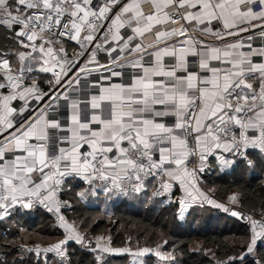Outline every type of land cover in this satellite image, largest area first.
Masks as SVG:
<instances>
[{
    "label": "snow or ice",
    "instance_id": "obj_1",
    "mask_svg": "<svg viewBox=\"0 0 264 264\" xmlns=\"http://www.w3.org/2000/svg\"><path fill=\"white\" fill-rule=\"evenodd\" d=\"M144 2L0 0V29L10 34L13 48L0 51V214L40 204L57 214L65 230L59 242L28 252L64 258L69 241L101 253L130 252L113 248L111 237L86 241L59 215L69 206L58 198L67 177L99 180L119 194L139 192L158 179L157 195L179 188L193 202L215 203L198 187L208 156L232 153L252 167L248 149L264 154V45L253 44L264 39V0H152L147 15ZM170 6L175 13L166 11ZM181 19L195 27L159 32L153 46H132L154 25ZM133 22V35L125 39L121 30ZM73 43L78 51L69 58ZM145 56L151 63L145 64ZM189 56L197 58L194 71ZM165 57L174 62L165 64ZM92 76L90 87L97 91L86 101L69 94L81 77ZM61 101L69 112L65 126L55 118ZM81 103L88 107L81 109ZM50 129L68 133L58 138L68 147L54 156L48 154ZM230 200L239 203V195ZM178 202L183 210L185 200ZM231 214L247 219L252 253L264 238V213ZM155 254L173 259L159 246Z\"/></svg>",
    "mask_w": 264,
    "mask_h": 264
},
{
    "label": "trees",
    "instance_id": "obj_2",
    "mask_svg": "<svg viewBox=\"0 0 264 264\" xmlns=\"http://www.w3.org/2000/svg\"><path fill=\"white\" fill-rule=\"evenodd\" d=\"M12 50L10 34L0 29V51ZM250 157L254 161L252 167L236 160L223 166L212 159V169L202 173L201 179L222 205L238 194V208L257 218L264 213V158L257 153H251ZM64 189L65 198L74 204L71 221L76 219L89 225L90 237L108 233L115 248H125L133 240L131 243L139 247L164 245V251L173 253L174 264H229V258H235L231 264H264V247L253 245V252H247L251 244L248 226L229 218L222 208L200 205L191 207L181 220L176 204L153 196V181L130 199L108 193L97 183L86 186L68 180ZM61 238V231L53 225L48 213L35 208L30 211L12 208L11 217L0 222V264H61L49 254L33 258V253L25 261H20L17 255L20 245L49 247ZM198 241L203 243L202 249L193 250ZM210 246L217 251L216 255L205 254L203 249ZM68 250L70 259L64 264H133L134 256L130 254H102L98 261L93 250L75 245ZM153 259L148 256L142 260L154 264L149 263Z\"/></svg>",
    "mask_w": 264,
    "mask_h": 264
},
{
    "label": "built area",
    "instance_id": "obj_3",
    "mask_svg": "<svg viewBox=\"0 0 264 264\" xmlns=\"http://www.w3.org/2000/svg\"><path fill=\"white\" fill-rule=\"evenodd\" d=\"M143 11L144 13H149L151 12L152 10L147 8V6H144L143 7ZM166 11L169 13V14H172V13H175L176 12V8L175 6H171L169 8L166 9ZM185 12H187V9H184ZM128 18V16L126 15L124 17V19L126 20ZM137 25L135 23H132L130 26H126L125 28H123V30L121 31V34L124 36L125 39H127L128 36H132L133 35V32H132V29L135 28ZM186 26L188 29H192L193 27H195L194 24H188V25H185V22L181 19V20H176L175 23H172V22H168L166 24H163V25H159V26H155L153 27L150 32H148L147 34H145L144 36H142L141 38H136L133 40L132 42V46L134 47L136 43H142L144 46H153V45H156L157 44V40H156V34L159 33V32H162V31H170L172 29H180L181 27H184ZM253 44L254 45H264V39L260 38V37H256L253 41ZM74 51H78V48L77 46L74 45V43L72 44L71 47H68V56L69 58H72L73 56V52ZM152 57L151 56H145L144 57V62L145 64H149L151 63L152 61ZM170 63H173L172 60H167V64H170ZM194 63H193V67L190 68V71H194L196 70V67H194ZM126 72H129L131 73L132 72V69L130 68H127L125 69ZM182 75V73H181ZM95 79V76H92V77H81V80H80V84L77 85V86H74L73 90L70 91V95L73 96L74 98H79L81 101H86L91 94L95 93L97 90L96 89H93L92 87H90V84H91V81ZM127 82V81H126ZM40 87L47 91L48 89V85L47 84H42L40 83ZM79 89V92H77L75 89ZM15 103H19V101L17 102H14ZM60 105H61V108H60V111H59V114L58 115H55V118L58 119L61 123L62 126H65L66 125V117L69 115V112L68 110L65 108V102L64 101H61L60 102ZM88 105L86 103H81L80 104V108L81 109H85L87 108ZM56 112V109L54 108L53 109V114H55ZM93 127H97V126H93ZM68 135L67 132H64V131H59L57 129H50L49 130V137H50V141H49V148H48V154L50 156H54L56 154H58V149L60 147H68L67 144L65 143H61L59 142V137H63V136H66ZM251 153H257L258 155L262 156L264 158V154H261L258 150H254V149H248V158L251 159L250 157V154ZM231 157L236 160V161H239V162H244L247 166L248 163L245 161V159L241 158V157H238V156H234L232 153H231ZM211 160H212V157L211 155L208 156L207 160L205 161V164H204V170L203 172L201 173H198V177H199V186H200V182H201V174L204 173V172H208L212 169V163H211ZM252 160V159H251ZM196 164L197 166H199V161L197 159L196 161ZM192 165H190L191 167ZM38 177H39V174L38 173H34L33 174V179L34 180H37L38 182ZM69 177H67L65 179V182L63 183V185L61 186V190L58 194V198L59 200L62 202V203H66L67 205H69L68 207H62L61 208V212L59 215H63L65 220L72 224V221H71V214L74 212V204L72 203V201H70L69 199L65 198L64 196V193H65V189H64V185L65 183L67 182ZM154 182V191H153V196L157 199H160V200H165L167 203L169 204H176L177 207H178V211L181 213L182 211L185 210V208L182 210L181 209V206L179 204V200L181 199H184L185 200V203H186V199L185 197L183 196H177L176 194V191L173 189L172 192L170 193H165V194H161V195H157V191L159 190L160 188V183H159V180L158 179H155V180H151ZM150 181V182H151ZM95 182H97L98 184H100L104 190H105V187H104V184L102 181H99V180H96ZM149 181H146L142 190L139 191V192H132L131 190H128L127 192H125L124 194H119V193H116V192H109L107 190H105L106 192L108 193H111V194H117L125 199H130L132 196H134L135 194H140L142 193L143 191L146 190V187L147 185L150 183ZM209 197L210 200L214 201L215 202V197L213 195H210L208 194L207 195ZM204 208H213L215 206V203H208L207 201H204L202 202L201 204ZM224 207H222V209H224L226 211V213L229 212V210L231 208H234V207H238L237 206V203H233L231 200L229 201V203H226L223 205ZM33 207L35 209H38L42 212H45V213H48L49 216L51 217L52 221H53V225L59 229L62 233V238L64 239L65 238V230L64 228L60 225V222L57 218V214L55 213H52V212H49L43 205H40V204H34ZM12 215V208H9L8 209V214L7 215H2L0 214V222L10 218ZM259 218V217H257ZM256 246L257 248L258 247H264V238H258V241L256 243ZM30 247H27V246H23V245H20L17 249V255H18V259L20 261H25L27 260L30 255L32 254V252H28L26 249H28ZM157 249H152L151 252H152V255L155 256V252H156ZM52 258L54 259H57L58 261H61L62 259L64 260V262H68L69 259H70V253H69V250L68 248H66V256L64 258L60 257L57 253H54V252H49L48 253ZM257 261H258V258H257Z\"/></svg>",
    "mask_w": 264,
    "mask_h": 264
},
{
    "label": "rangeland",
    "instance_id": "obj_4",
    "mask_svg": "<svg viewBox=\"0 0 264 264\" xmlns=\"http://www.w3.org/2000/svg\"><path fill=\"white\" fill-rule=\"evenodd\" d=\"M225 165V164H224ZM223 165V166H224ZM202 191H204L205 193H206V195H208V194H210V195H215L214 194V192L212 191V189H207V188H205L204 186H203V189H202ZM215 197V196H214ZM216 199V198H215ZM217 205H219V202L217 201V200H215V206H214V208L216 209V206ZM178 213H179V211H178ZM71 215H73V213L71 214ZM179 215H180V219L181 220H183L184 218H181V214L179 213ZM74 220V222L72 221V224H74L75 226H76V228L79 230V232H80V235H82V236H84L85 237V240H91L92 242H95V239L97 238V237H100V236H103V237H110V235L108 234V233H105V234H101V235H98L97 237H90L89 236V234H88V226L87 225H82V223L83 222H78L76 219H73ZM63 238H61V239H58L59 241L60 240H62ZM131 241H133V240H131ZM131 241L129 242V244L127 245V247H125V248H129L130 249V252H128V253H101V252H99V250H93L94 251V254H95V256H96V258H97V260L99 261L100 260V257H102V254H115V255H125V254H130V255H132V256H134V258H132V263L134 264V263H138V264H146V261H144V260H142L143 259V257H153L154 259H153V262L152 261H150L149 263H154V264H174V262H173V260H174V258H173V253L171 252V251H164V249H163V247H164V245H158L159 246V250H160V252L162 253V254H167V255H170L173 259H170V260H167V261H165V260H161L157 255H155V256H153L152 255V252H151V250L152 249H157L158 248V246H156V248H153V247H147V246H142V247H139V246H137V243H135L134 242V244H132L131 243ZM58 242V241H57ZM197 244L198 243H196L194 246H193V250H199V248H198V246H197ZM71 245H75V246H78V247H80V248H83V246H84V244L82 245V244H77V243H75V242H73V241H69V243L67 244V245H65V248H70V246ZM142 245H143V243H142ZM23 246H27V247H30V248H35L36 246H31V245H23ZM113 247V246H112ZM211 247V246H210ZM44 248H47V247H44ZM44 248H41V249H44ZM113 248H115V247H113ZM144 248H148V249H150V251L148 252V253H145L144 255H142V256H138V255H135V253H137V252H139L140 250H142V249H144ZM215 249L213 248V247H211V249H207V253H205V254H207V255H210V256H212L213 255V251H214ZM92 251V252H93ZM70 252V251H69ZM33 253H35V252H32V254ZM49 253V252H48ZM48 253H44L43 251H41L40 253H39V255H37L36 253L33 255V258H35V256H39L40 257V255L42 256V255H46V254H48ZM12 263H14V260L12 261Z\"/></svg>",
    "mask_w": 264,
    "mask_h": 264
},
{
    "label": "crops",
    "instance_id": "obj_5",
    "mask_svg": "<svg viewBox=\"0 0 264 264\" xmlns=\"http://www.w3.org/2000/svg\"><path fill=\"white\" fill-rule=\"evenodd\" d=\"M144 6H147V8H149V9H151L152 11H153V4H152V0H145V2L143 3V5H142V11H143V7ZM171 7V6H170ZM169 8V7H168ZM151 11V12H152ZM151 12H149V13H144V11H143V13L145 14V15H147V14H150ZM129 19V16H128V18L126 19V20H128ZM133 23H135V22H133ZM166 23H168V22H166ZM166 23H163V24H166ZM163 24H156V25H154L153 27H155V26H159V25H163ZM152 27V28H153ZM151 28V29H152ZM150 29V30H151ZM123 30V29H122ZM121 30V31H122ZM150 30H148V31H146V32H144V34L142 35V36H144L145 34H147L148 32H150ZM142 36H138V38H141ZM254 46H259V45H254ZM172 60L171 58H169V57H165L164 58V63L165 64H167V60ZM188 60H189V70H190V68H192L193 67V63L195 64L194 65V67H196L197 68V64H196V60H197V58L196 57H191V56H189L188 57ZM173 61V60H172ZM174 62V61H173ZM181 74V73H180ZM34 75H36V74H34ZM38 75H40V76H43V75H45V74H38ZM42 84H47V83H44V82H41ZM93 126H96V125H93ZM220 156H223L225 159H227V160H229V161H231V163L230 164H234L235 163V161H234V159L231 157V153H223V152H218V154L216 155V156H211L212 157V159L216 162V163H218V164H220V165H224V163L221 161V159L219 158ZM233 159V160H232ZM68 180L69 181H76V182H78V183H82V184H84V185H86V186H91V185H94L95 183H97V182H95V181H93L92 182V184H89L87 181H85V180H83L82 178H80V177H69L68 178ZM67 180V181H68ZM98 184V183H97ZM100 185V184H99ZM101 186V185H100ZM102 187V186H101ZM198 187L200 188V190L202 191V189H203V182H202V179H201V182H200V186L198 185ZM96 190H98V188L96 189ZM174 190L176 191V194H177V196H183V197H185L184 196V194H183V191L181 190V189H179V188H174ZM67 191V190H66ZM202 192H204V191H202ZM205 193V192H204ZM206 194V193H205ZM185 199H186V207H185V210L184 211H182L180 214H181V218H184L185 216H186V214H187V212L191 209V207H193V206H195V205H200V206H202L201 204H202V202H203V199L202 198H200V199H198V200H196V201H191L190 199H188V198H186L185 197ZM222 207H224L220 202H219V207L218 206H216V208H222ZM12 208H20V209H22V210H26V211H30L31 209H33L34 207L32 206L31 208H23V207H21V206H19V205H17V206H15V207H12ZM257 241H258V239H257ZM257 241H256V243H257ZM198 244H197V246H198V248H199V250L200 249H202V242H200V241H198L197 242ZM256 243H255V246H256ZM40 248H44V247H40ZM193 249V248H192ZM207 249L208 248H204L203 250H204V252L205 253H207ZM209 249H211V247H209ZM199 250H196V251H199ZM216 250H214L213 251V255H216ZM43 256V255H42Z\"/></svg>",
    "mask_w": 264,
    "mask_h": 264
},
{
    "label": "water",
    "instance_id": "obj_6",
    "mask_svg": "<svg viewBox=\"0 0 264 264\" xmlns=\"http://www.w3.org/2000/svg\"><path fill=\"white\" fill-rule=\"evenodd\" d=\"M233 211L241 212V213L244 214L245 217H247V216H249V215H247L246 213H244L243 211H241L238 207L231 208V209L229 210V212H228V217H229V218H231V219H233V220H237V221H239V222H241V223H243V224H245L246 226L249 227V224H248L247 219H246V218H245V219H241V218H239V217L233 216V215L231 214ZM86 241H87V240H86ZM93 244H94V242H93ZM83 248L86 249V250H93V248H92L91 246H89L87 243L84 244Z\"/></svg>",
    "mask_w": 264,
    "mask_h": 264
}]
</instances>
